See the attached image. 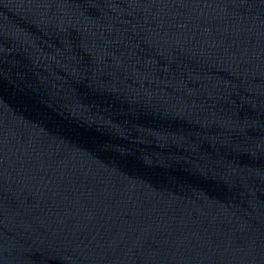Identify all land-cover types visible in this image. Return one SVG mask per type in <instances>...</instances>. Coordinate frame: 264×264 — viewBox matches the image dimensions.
<instances>
[{
    "label": "water",
    "instance_id": "water-1",
    "mask_svg": "<svg viewBox=\"0 0 264 264\" xmlns=\"http://www.w3.org/2000/svg\"><path fill=\"white\" fill-rule=\"evenodd\" d=\"M0 264H264V0H0Z\"/></svg>",
    "mask_w": 264,
    "mask_h": 264
}]
</instances>
